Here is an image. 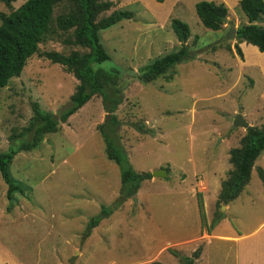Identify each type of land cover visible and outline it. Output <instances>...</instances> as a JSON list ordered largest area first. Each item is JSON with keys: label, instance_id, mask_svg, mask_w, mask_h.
<instances>
[{"label": "rangeland", "instance_id": "374dc122", "mask_svg": "<svg viewBox=\"0 0 264 264\" xmlns=\"http://www.w3.org/2000/svg\"><path fill=\"white\" fill-rule=\"evenodd\" d=\"M23 1L14 0L10 9L0 5V12L7 14ZM108 1L112 9L133 14L98 34L109 56L98 67L119 71L115 88L121 102L111 113L118 126L107 122L100 96H93L59 123L57 132L13 156L8 171L20 192L6 199L0 178V264H149L162 249L159 263L182 264L181 258L198 248L194 264H264V188L256 175L257 168L264 174V151L237 198L228 205L217 203V197L212 203L232 168L228 150L238 146L245 131L232 127L234 117L264 128V57L240 44V58L235 40L227 38L231 26L246 24L236 2H223L227 21L219 31H209L193 7L218 0ZM172 19L188 28L190 59L166 74L169 81L141 83L135 77L140 68L180 46ZM255 24L264 25V15ZM49 50L63 47L55 40L39 48ZM74 87L63 68L37 54L30 57L0 89V152L24 142L8 138L27 128L33 103L57 115ZM100 125L114 129L111 136L135 172L167 169L165 176H151L133 197L118 198L119 169L105 157ZM199 181L207 191H200ZM218 205L221 217L211 225ZM110 206L114 210L83 237L90 220ZM253 230L252 238L233 247L212 240L202 250L205 238H196Z\"/></svg>", "mask_w": 264, "mask_h": 264}, {"label": "trees", "instance_id": "16d2710c", "mask_svg": "<svg viewBox=\"0 0 264 264\" xmlns=\"http://www.w3.org/2000/svg\"><path fill=\"white\" fill-rule=\"evenodd\" d=\"M152 1L161 4L164 0ZM13 2L14 0H0V5L10 9ZM112 7V3L108 0H25L7 14L0 12V89L6 86L10 79L17 77L26 61L36 54L50 64L63 68L75 81L73 93L68 98L66 106H63L57 115L45 113L33 103L32 116L27 128L9 136L10 142L18 136L24 138V142L15 150L8 147L6 152H0V178L7 186L6 199L9 200L14 191L20 192L13 184L8 171L13 156L20 151L28 152L34 149L45 134L57 132L58 124L65 122L93 96H100L103 108L108 113L107 122L112 127L118 126L116 117L111 113L121 102L120 93L115 88L119 71L116 69L104 71L98 67L109 59L99 42L98 34L121 20L131 19L133 14L129 10L115 7L112 9ZM237 8L246 20V24L235 28L233 46L237 56L241 58L242 55L238 46L249 44L264 57V25L255 24L264 15V1L237 0ZM193 9L201 26L209 31H219L224 24L222 19L227 17L228 12L222 3L214 4L207 1L195 3ZM170 26L180 42L179 48L153 59L148 65L140 68L135 77L141 83H150L161 77L169 81L172 77L166 74L175 65L190 59L191 54L185 45L189 37L187 26L177 19H172ZM55 40H58L63 47L61 52L55 50L39 52L41 46ZM97 131L100 132L105 144L106 159L119 169L118 198L124 201L133 197L141 183L149 180L151 175L148 172H135L131 168L121 153L122 149L111 136V131L114 129L104 130L100 125ZM228 151V161L232 168L227 178L221 182L217 195V203L221 205H226L237 198L247 183L255 160L264 151V128L247 127L239 139L238 146ZM165 171L167 172V169ZM256 175L264 188L262 170L257 168ZM218 208L219 205L211 219V225L221 217ZM113 210L112 206L108 210L102 207L99 217L90 220L83 237H87L99 219ZM199 249H196L191 257L181 258L182 264H194L199 257Z\"/></svg>", "mask_w": 264, "mask_h": 264}, {"label": "crops", "instance_id": "0c3cea01", "mask_svg": "<svg viewBox=\"0 0 264 264\" xmlns=\"http://www.w3.org/2000/svg\"><path fill=\"white\" fill-rule=\"evenodd\" d=\"M131 1H136V0H131ZM228 0H218L217 2H218V4H220V2H222V4H223V2L224 3H226ZM233 1H235L236 2V4H237V0H233ZM112 3V2H111ZM112 5H113V3H112ZM242 46H243V44H242ZM254 48V47H253ZM255 49V48H254ZM258 53V52H257ZM259 54V53H258ZM200 182V184L204 187L202 190H200V191H207V186L205 185V184H203L201 181H199ZM198 184V183H197ZM216 197L217 196H215L214 197V199H213V201H212V203H214V201L216 200ZM229 203H231V202H229ZM228 203V204H229ZM227 204V205H228ZM260 227H264V222H262L261 224H260ZM258 230V229H257ZM257 230H253V231H251L250 233H248V234H243V235H239V234H235V235H232V234H221V233H210V234H206V233H204V234H202V233H199L197 236H196V238L197 237H201V238H205V240H203V243H202V250H203V248H204V246L205 245H208V244H210L211 243V241L212 240H214V241H218V242H227V243H230L229 245L231 246L232 245V247L233 246H238L241 242H243V243H245V240L246 239H250V238H252L253 236H254V232H256ZM256 235V234H255ZM170 245V244H169ZM162 251H164V249H162V250H160V251H156V253L154 254V256H153V259H155V261H157L158 262V257H159V255L160 254H162ZM203 252V251H202ZM202 252H201V254H202ZM201 256V255H200ZM198 263V262H197ZM199 264V263H198ZM249 264V263H248Z\"/></svg>", "mask_w": 264, "mask_h": 264}, {"label": "water", "instance_id": "95a60500", "mask_svg": "<svg viewBox=\"0 0 264 264\" xmlns=\"http://www.w3.org/2000/svg\"><path fill=\"white\" fill-rule=\"evenodd\" d=\"M226 21H227L226 18L222 19L223 23H225ZM253 23L254 22L252 21L251 24H253ZM234 37H235V27L231 26L229 28V32H228L227 38L230 39V40H234ZM232 127L242 128V129L245 130L247 127H249V125H248V123L244 122L239 115H236L234 117L233 122H232ZM151 176L152 177H163V176H165V171L160 170V171L152 172ZM223 208H224V206H221V210H223Z\"/></svg>", "mask_w": 264, "mask_h": 264}]
</instances>
